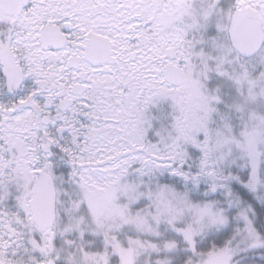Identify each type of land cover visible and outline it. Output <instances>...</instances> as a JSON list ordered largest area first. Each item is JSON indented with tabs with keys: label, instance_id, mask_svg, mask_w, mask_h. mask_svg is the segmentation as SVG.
Instances as JSON below:
<instances>
[{
	"label": "snow or ice",
	"instance_id": "1",
	"mask_svg": "<svg viewBox=\"0 0 264 264\" xmlns=\"http://www.w3.org/2000/svg\"><path fill=\"white\" fill-rule=\"evenodd\" d=\"M0 264H264V0H0Z\"/></svg>",
	"mask_w": 264,
	"mask_h": 264
}]
</instances>
